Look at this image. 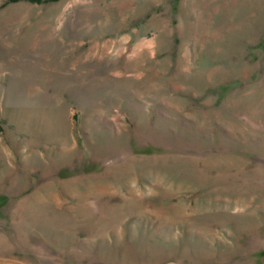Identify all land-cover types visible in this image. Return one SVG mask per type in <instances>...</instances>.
I'll list each match as a JSON object with an SVG mask.
<instances>
[{"label": "rangeland", "instance_id": "374dc122", "mask_svg": "<svg viewBox=\"0 0 264 264\" xmlns=\"http://www.w3.org/2000/svg\"><path fill=\"white\" fill-rule=\"evenodd\" d=\"M0 264H264V0H0Z\"/></svg>", "mask_w": 264, "mask_h": 264}, {"label": "trees", "instance_id": "16d2710c", "mask_svg": "<svg viewBox=\"0 0 264 264\" xmlns=\"http://www.w3.org/2000/svg\"><path fill=\"white\" fill-rule=\"evenodd\" d=\"M13 1H15V0H13Z\"/></svg>", "mask_w": 264, "mask_h": 264}]
</instances>
